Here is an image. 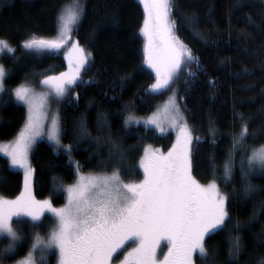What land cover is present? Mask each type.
<instances>
[{
	"label": "trees",
	"instance_id": "obj_1",
	"mask_svg": "<svg viewBox=\"0 0 264 264\" xmlns=\"http://www.w3.org/2000/svg\"><path fill=\"white\" fill-rule=\"evenodd\" d=\"M69 1L0 0V39L14 50L0 56L7 73L6 91L0 93V141L15 136L26 117V109L15 100L12 88L23 82L37 83L45 75L68 68L60 52H40L23 45L33 37L47 39L55 35L61 9ZM236 3L174 0L172 9L176 34L200 61L199 70L194 64L183 66L176 84L179 105L194 137L192 174L199 182L216 179L226 193L235 190L228 205L231 222L206 238L217 259L201 261L194 255L195 264H264V169L255 164L249 173L248 181L261 189L250 197L244 196L241 178V160L247 166L251 147L264 145V0H241L239 7ZM83 7L84 15L71 37L83 46L88 59L59 108L61 142L71 146L72 151L69 154L42 136L30 152L35 169L34 196L49 197L53 205L64 202L65 192L59 184H53L52 178H62L63 184L73 181V162H79L82 171L108 172L119 167L125 182H136L143 178L139 162L144 146H160L167 154L176 142L172 131L159 133L143 124L124 125L129 114H150L162 96L161 90H151L155 73L144 63L145 39L140 32L145 18L143 4L140 0H83ZM188 17L198 19V23ZM98 113L103 114L102 119L107 118L112 138L127 150L123 162L117 157L101 163L108 157L110 145L104 143L108 129L97 127ZM236 113L249 120L247 151L233 149L234 134L241 127ZM82 122L89 135H81ZM96 138H100L99 143ZM230 152L234 175L225 185L223 169ZM9 165V159L0 153V194L14 197L22 189L23 175ZM237 221L239 230L233 229ZM13 226L23 239L17 252L0 260V264L25 255L36 235L48 236L54 219L45 213L33 226L29 217H15ZM235 236L242 238L243 245L238 258L229 256L231 238ZM6 242L0 238V249L6 247ZM41 253L37 264H58L54 248L43 250V260Z\"/></svg>",
	"mask_w": 264,
	"mask_h": 264
},
{
	"label": "snow or ice",
	"instance_id": "obj_2",
	"mask_svg": "<svg viewBox=\"0 0 264 264\" xmlns=\"http://www.w3.org/2000/svg\"><path fill=\"white\" fill-rule=\"evenodd\" d=\"M144 6L145 18L140 29L145 43L143 47L144 63L155 72L153 92L168 89L183 66L191 64L200 69L199 58L176 34V21L172 19L174 0H140ZM241 0H237L239 7ZM84 15V7L79 0L71 7L64 9L59 20L60 32L55 39H37L35 37L24 43L26 49L59 50L71 40V25L77 24ZM198 23V19L188 17ZM14 51L7 41L0 40V52ZM68 71L59 75H46L41 83L48 88L46 93H36L26 84L14 89L15 100L27 106V120L18 137L11 144L0 145L10 161V169L23 170L24 191L15 199L0 197V238L7 239V246L0 249V260L15 254L22 241L13 227V217H30L33 226L40 222L45 211L55 219V227L47 239L36 237L27 257L17 264H37L34 252L42 249L40 259H44L43 250L55 248L59 252V264H112L114 254L131 241L135 246L124 256L120 264H195L194 255L201 261L215 262V252H210L206 238L225 229L231 222L228 205L230 197H235V190L229 194L221 190L216 179L207 184L200 183L192 174V131L181 115L175 94L169 98L166 111L170 113L169 123L179 129L176 142L167 154H159L149 148L144 149V156L139 162L143 169V180L125 182L121 178L119 167L113 168L110 174L83 175L81 166L76 162L75 183L63 185L60 177H53V184H59L67 193V203L63 207H54L49 199L37 201L32 195V180L35 169L29 160V154L37 137L44 134L43 111L49 94L53 98L67 95L69 86L75 84L80 69L87 63V54L78 42H73L66 54ZM258 58V57H253ZM264 63V62H262ZM246 73L248 69L244 70ZM7 73L0 65V93L6 91L4 80ZM195 76V73H190ZM240 77V74H237ZM242 78V77H241ZM251 87V86H250ZM241 127L233 137V149L243 148L247 151L249 137V120L242 114ZM98 113L97 127L108 129L104 143L110 145L108 157L102 164L113 158L125 159L127 150L112 138L107 118ZM140 121L129 114L124 120L125 127ZM145 125H154L161 132L162 124L157 118H149ZM211 131V129H210ZM81 135H89L83 122ZM252 138L256 134L252 133ZM48 139L57 148L71 153V146L61 144L58 120L54 117L47 132ZM97 143L100 138H96ZM199 140V137H195ZM232 153L229 162L223 169V180L227 185L233 179ZM247 166L241 160V178L244 182V196L254 195L258 189L248 181V175L255 164L264 169V145L251 147L247 156ZM215 171V169H213ZM257 213H253V218ZM19 222V221H17ZM239 221L233 229L239 230ZM162 240L167 241L168 251L163 260L157 257V249ZM242 238H231L229 256L238 258L242 249Z\"/></svg>",
	"mask_w": 264,
	"mask_h": 264
},
{
	"label": "rangeland",
	"instance_id": "obj_3",
	"mask_svg": "<svg viewBox=\"0 0 264 264\" xmlns=\"http://www.w3.org/2000/svg\"><path fill=\"white\" fill-rule=\"evenodd\" d=\"M76 2H77V0H71V1H69L68 3H66V4L63 6V8L61 9V12H62L64 9H66V8H68V7H71V6H72L73 4H75ZM79 3H81V4L83 5V0H79ZM61 12H60V14H61ZM60 14H59V16H60ZM77 24H78V23H77ZM77 24H73V25H71L72 30H73V28L76 27ZM60 27H61V22H60L59 17H58V30H57V33H56L55 35H53V36L47 38V39H55V38H57L58 35H59V32H60ZM70 36H71V33H70ZM0 40H2V39H0ZM73 42H78V41H77L75 38H72V37H71L70 42H69L68 44H66L64 47H62L61 49H59V50H48V49H42V50L34 49V50H37V51H40V52H41V51H57V52H60V53L63 55V57L65 58V60H66V62H67V67H68V60H67V58H66V54H67V52H68V49H70V48L72 47V43H73ZM7 43H8V42H7ZM8 44H9V43H8ZM79 45H80V44H79ZM9 46L13 49V46H12V45L9 44ZM80 47L83 48L82 45H80ZM83 49H84V48H83ZM84 50H85V49H84ZM4 52H8V51L5 50V51H3V52H0V56H1L2 53H4ZM85 53H86V52H85ZM0 65H2L1 61H0ZM2 66H3V65H2ZM83 67H84V66H83ZM83 67L80 69V72L82 71ZM67 71H68V68H67V70H66L65 72H67ZM154 73H155V72H154ZM59 74H60V73H52V74H48V75H59ZM45 76H46V75H45ZM45 76H43V77H42L37 83L23 82V83L18 84L17 86H14V87L12 88V90H11L12 93H13V96H14V89L17 88V87H19L21 84H26L27 86L31 87V88H32L36 93H38V94H39V93H46V92H48V88H47V86H45V85H43V84L41 83V81L44 79ZM178 77H179V73H178L177 77L174 78L173 83L170 85V87H169L168 89H161L160 92L162 93V96H161L160 99L157 101L156 106L154 107V109L152 110V112H151L150 114H146V115H142V116L134 115V116L140 121L139 124H143V125H145V124H144V121L148 120L149 118H153V117H155V118H157L158 121L162 124V126H163V128H164V131H163V132H161V131H160L158 128H156L154 125H145V126L153 127V128H155L159 133H164V132H166V131H172V132L177 136V133H178L179 129L170 125V123H169V115H170V113L166 111V106L168 105L169 98L172 97L174 94H175V96H176L177 104L179 105V100H178V95H177V85H176V84H177ZM69 92H70V86H69ZM69 92L67 93L66 96H64V97H60V98H53V97L49 94L48 102L45 104L44 109H43V111H44V113H45V118H44V120H43V124H44V134L41 135V136H39V137H37L36 141H37L39 138H41L42 136H44V137L47 138V140L50 141L55 147H57V146L54 144L53 141H51V140L48 139L47 132H48V130L51 128V121H52V119H53L54 117L58 120V127H59V129H60L59 108H60V104H61V102H62L65 98L68 97ZM14 98H15V96H14ZM19 103H20V102H19ZM21 104H22V103H21ZM24 107H25V109H26V117H25V120H24V122H23L21 128H20L19 131L15 134V136H13L12 138L7 139V140H2V141H0V145L11 144V143H13V142L15 141V139L18 137L20 131L23 129V127H24V125H25V123H26V120H27V115H28L27 106L24 105ZM179 107H180V105H179ZM180 112H181V115L184 117V114H183V112H182V110H181V107H180ZM184 120H186L185 117H184ZM186 121H187V120H186ZM134 124H135V123H134ZM187 124H188V123H187ZM188 126H189V125H188ZM189 128H190V126H189ZM190 129H191V128H190ZM61 144L64 145L62 142H61ZM33 145H34V144H33ZM149 147H150L151 150H153V151H155V152H157V153H159V154H163L162 148H161L160 146H156V145H152V144H150V145H149V144H146V145L144 146V148H143V154H142V157L144 156V149H145V148H149ZM256 148H259V147H256ZM59 149H62V148H59ZM63 150H64V149H63ZM1 154H3V153H1ZM3 155H4V154H3ZM29 160H30V154H29ZM73 165H74V167L76 168V162H73ZM18 170H20L21 173H22V175H23V170H22V169H18ZM142 170H143V169H142ZM111 172H112V171L105 172V171H82V170H81V173H82L83 175H85V176L90 175V174H91V175L110 174ZM77 178H78V177H77V175L75 174V177H74L73 181H71V182H69V183H66V184H63V185L66 187L67 185L73 184V183L76 182ZM141 180H143V178H142ZM141 180L136 181V182L138 183V182H140ZM209 182H210V181L205 182V183H204V182H200V183H202V184H207V183H209ZM31 188H32V195L34 196V193H33V180H32ZM23 191H24V182H23V186H22V189H21L20 193H18L16 196H14V197H6V196H3V195L0 194V197H3V198H5V199H15V198H16L17 196H19V195L21 194V192H23ZM64 192H65V191H64ZM34 197H35V196H34ZM35 199H36L37 201H43V200H46V199H49V200H50L49 197L41 198V199H38V198L35 197ZM66 203H67V193L65 192V200H64V202H63L62 204H59V205H53V206L59 208V207H63ZM45 213L51 215V213H49V212H47V211H45ZM45 213H44V214H45ZM51 216H52V215H51ZM13 218H15V217H13ZM29 218H30V217H29ZM30 219H31V218H30ZM53 219H54V218H53ZM13 227H14V226H13ZM54 227H55V219H54V226H53V228H54ZM37 236H38L40 239H47V237H48V236H39V235H36L35 238H34V240H33V242H32V244L36 241V237H37ZM7 243H8V241L6 242V246H7ZM32 244H31V245H32ZM134 246H135V245H134L131 241L127 242L124 248L118 250V252H117L116 254H114L112 264H120V262L124 259V256H125V254L127 253V251H130L131 248L134 247ZM54 249H55V248H54ZM41 250H42V249L37 248V249L35 250V252H34V256H35V258H36V261H37L38 254H39V252H40ZM55 250H56V252H57V254H58V264H59V252H58L57 249H55ZM30 251H31V246H30L28 252H27L25 255L19 257V258L16 259L15 261L10 262V263H1V264H17V261L26 258L27 255H28V253H29ZM167 251H168L167 241H166V240H162L161 243H160V247L157 249V257H158V259H159V260H163L164 255L167 253Z\"/></svg>",
	"mask_w": 264,
	"mask_h": 264
}]
</instances>
